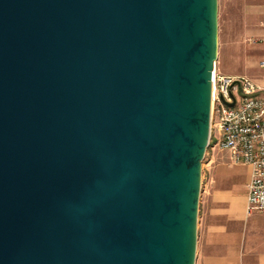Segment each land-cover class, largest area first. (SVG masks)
Masks as SVG:
<instances>
[{"label": "water", "instance_id": "1", "mask_svg": "<svg viewBox=\"0 0 264 264\" xmlns=\"http://www.w3.org/2000/svg\"><path fill=\"white\" fill-rule=\"evenodd\" d=\"M218 0H0V264H196Z\"/></svg>", "mask_w": 264, "mask_h": 264}, {"label": "built area", "instance_id": "2", "mask_svg": "<svg viewBox=\"0 0 264 264\" xmlns=\"http://www.w3.org/2000/svg\"><path fill=\"white\" fill-rule=\"evenodd\" d=\"M211 147L249 168L246 214L264 213V86L246 75L221 72L211 85Z\"/></svg>", "mask_w": 264, "mask_h": 264}, {"label": "crops", "instance_id": "3", "mask_svg": "<svg viewBox=\"0 0 264 264\" xmlns=\"http://www.w3.org/2000/svg\"><path fill=\"white\" fill-rule=\"evenodd\" d=\"M247 5L246 22L261 23L247 30L260 36L261 41L255 44L253 51L246 52L244 56L233 51L229 52L227 59H236L239 71L227 69L226 62L224 68L227 70L220 71L233 75H246L264 86V1L248 2ZM244 65L241 71L240 68ZM251 66L256 67L255 71L248 70ZM241 166L244 173L242 200L246 213L245 184L248 181L249 168L245 165ZM209 190V194L203 200L198 219L196 264H264L263 225L256 220L253 229L246 227L244 230L243 223L241 228L236 226L240 218L236 219L234 214L231 190Z\"/></svg>", "mask_w": 264, "mask_h": 264}, {"label": "rangeland", "instance_id": "4", "mask_svg": "<svg viewBox=\"0 0 264 264\" xmlns=\"http://www.w3.org/2000/svg\"><path fill=\"white\" fill-rule=\"evenodd\" d=\"M264 0H218V56L216 67L221 71L238 70L237 60L228 58L230 51L244 54L254 50L255 44L261 41V37L249 33L247 29H253L261 23H247L245 14L248 11V2H262ZM247 2V3H246ZM226 62V68L224 64ZM241 66L240 70L244 69ZM256 67H249V71H255ZM211 140V138H210ZM211 144V141H210ZM241 165L232 164L226 152L216 147H207L201 164V191L199 199V216L204 198L209 194V189L225 191L231 190L230 195L233 199L234 214L240 218L236 226L241 228L243 223L244 230L246 227L253 229L254 221L263 225L264 231V213L252 211L245 215L244 203L242 200V183L244 173ZM199 219V217H198ZM198 253V239H197Z\"/></svg>", "mask_w": 264, "mask_h": 264}]
</instances>
